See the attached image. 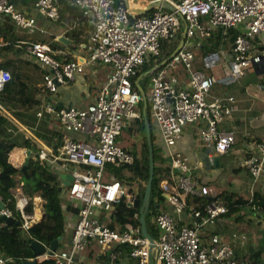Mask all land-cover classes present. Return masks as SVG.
I'll return each instance as SVG.
<instances>
[{
  "label": "built area",
  "instance_id": "built-area-1",
  "mask_svg": "<svg viewBox=\"0 0 264 264\" xmlns=\"http://www.w3.org/2000/svg\"><path fill=\"white\" fill-rule=\"evenodd\" d=\"M146 1L153 4L152 8L138 15L123 0H35L30 5L32 12L14 0H0V15L7 16L27 34L38 29L37 14L57 21L61 8L67 4L77 7L91 25L85 51L75 57L57 58L49 41H24L25 52L43 71V87L48 92H56L58 85L70 81L89 65L103 63L109 68L97 94L86 106H58L44 101L36 112L37 117H54L67 131L84 132L90 137L88 140L64 138L57 152L38 141L36 157L41 163H56L64 171L71 165L68 196L77 209L68 244L52 252H47L46 245L44 258L50 260L49 264H115L119 248L126 245L129 249L125 256L132 259V264H247L236 256L234 247L221 234L211 232L204 237L205 227L228 213V206L201 181L196 166L176 144L184 127L194 124L200 140L212 152L224 154L232 148L235 131L224 130L220 124L237 108L235 98L210 97L214 79L195 66L194 50L218 30L220 44L210 53L234 64L232 77L247 67L259 68L264 73V0ZM77 18L69 29L77 24ZM231 29L237 30L232 40ZM181 30H185L182 46L167 63L159 66L162 43H175ZM150 61L155 67L147 92L150 118L163 160L159 165L166 169L159 181L164 205L150 217L157 229L156 238L152 237L153 247L135 222L139 213H134V221L126 227L109 225L121 199L128 206L136 200L135 189H129L131 180L121 175L118 168L132 165L137 155L119 144V136L142 115L139 107L142 95L132 80ZM179 68L187 75L183 83L179 81ZM10 80V69L0 66V90ZM0 109L10 115L1 103ZM205 155V163L214 165L212 153ZM238 165L251 176L245 204L252 211H261L254 196L259 186L264 189V136L249 143ZM13 194L21 228L28 232L40 218L35 210H26L28 196L19 188ZM196 198L205 199L201 206ZM2 204L0 216L13 217L6 203ZM231 236L239 245H245V232H234ZM91 243L103 255L82 261L80 255ZM10 259L0 254V264Z\"/></svg>",
  "mask_w": 264,
  "mask_h": 264
},
{
  "label": "crops",
  "instance_id": "crops-1",
  "mask_svg": "<svg viewBox=\"0 0 264 264\" xmlns=\"http://www.w3.org/2000/svg\"><path fill=\"white\" fill-rule=\"evenodd\" d=\"M14 2L25 8L29 7L30 12H32L30 4L25 3L26 0H14ZM5 18L6 17L0 15V24ZM74 19L70 11L63 6L60 10V19L57 21L49 20L37 14L38 29L34 34H27L14 25L21 39L14 41L12 44H9L8 41H4L0 32V64L6 62H9L11 65L22 63L23 69L26 71H28L30 65L31 67L32 65L33 67H37V71L32 72L30 76L27 74L21 75L20 81L24 83L20 86V92L14 95L11 102L3 103L0 101L4 109L10 113V115H8L0 109V115L6 114L14 119L19 124L20 131L31 139V148L15 147L9 153V161L22 171L27 169L29 158H36L40 143L51 148L54 152H57L64 138L80 140H88L90 138L89 135L84 132L65 130L60 123L50 115L37 117L34 114L41 109L44 101L53 102L58 106H86L97 94L106 78L109 68L103 63L89 65L83 72L77 73L70 81L58 85L56 92L50 93L43 87L42 69L34 62V59L25 52L24 41L40 40L49 41L56 52V57L59 59L83 54L91 25L88 23L87 19L77 18V24L69 29ZM60 34L62 35L58 38L57 36ZM61 38H63V40H61ZM5 45H10V48L7 49ZM198 49L201 52L195 55V66L202 69L207 75L212 76L214 79V84L210 89V97L232 95L235 98L237 108L233 110L229 118H225L220 124L221 128L224 130L234 129L235 143L227 153L217 155L204 146L198 136L196 125L188 124L184 127L182 137L176 144L177 149L189 158L191 164L196 166V173L201 178V181L215 193L218 195L221 193H232L235 197L246 200V197H249L248 191L251 186V176L246 169L238 165V161L244 156L252 140L264 136V84L263 76H260L263 71L259 68L247 67L238 76L230 77L225 73V68H223L226 66H223L218 59L215 58L213 62L202 57L203 54L210 53V51L201 50V48ZM28 63H30L29 66ZM254 73L257 77L253 80L250 76ZM178 75L181 83L186 81L187 75L183 69L178 71ZM149 85L150 81H148V89ZM11 111L22 112V116L26 122L21 123L11 114ZM23 126L29 129L33 136L26 132ZM124 130H126L127 135H130L129 131H127V127H125L123 131ZM35 133H38V136ZM38 141L40 143H38ZM134 146L135 144L132 146L125 145L123 147L131 149V147ZM207 152H211L214 159L215 157L218 158L217 163L215 162L214 165L205 163V154ZM24 165L25 167L23 168ZM44 165H47L51 171H56L59 174V183L63 186L60 200L64 208L66 224L65 231L61 236L62 240L59 241L57 246V248H62L69 242L72 225L76 218V212L72 211V209L75 208L74 202L68 196V185L63 184V177H61L63 174L69 173L71 165L66 171L60 170L56 163ZM14 178L18 180V183L12 190L15 191L16 188H19L23 193L21 188L23 183L21 175L16 173ZM62 192H64L65 195H63ZM255 193L264 197V189L260 186ZM32 201L33 210H35L37 216L41 218L44 200L40 196H34ZM1 203L0 200V207ZM189 203L192 205V202ZM162 205H164L163 201L161 202V207H163ZM234 213L236 214L233 220L230 218L231 213H226L211 225L205 227L204 237H207L211 232L221 234L234 247L236 256L242 259L244 256L261 250L264 246V213L261 211H252L245 203ZM241 231L245 232L247 235L246 243L242 246L231 236L232 233ZM263 251L264 250H262V252ZM102 255L103 253L98 246L95 243H91L80 255V259L85 261L101 257ZM43 259H45L44 255H41L36 258V262ZM132 263V259L126 256L118 257L115 261V264Z\"/></svg>",
  "mask_w": 264,
  "mask_h": 264
},
{
  "label": "trees",
  "instance_id": "trees-1",
  "mask_svg": "<svg viewBox=\"0 0 264 264\" xmlns=\"http://www.w3.org/2000/svg\"><path fill=\"white\" fill-rule=\"evenodd\" d=\"M35 0H26L25 3L32 4ZM72 14L74 18H82L78 8L71 5H65ZM0 32L3 36L4 41H8L12 44L14 41L21 39L16 32L13 22H11L8 17L3 20L0 24ZM237 33L236 29H231L229 32V39L232 40ZM179 38V35H178ZM178 40V39H177ZM177 42V41H176ZM220 44V37L218 30H215L210 37L205 38L200 43L201 50L214 51ZM172 44L164 42L161 45V54L159 61H162L167 57L174 48L170 46ZM8 49L10 45H5ZM171 47V48H170ZM30 63H28L29 66ZM0 66H6L10 68L11 80L5 84L2 90H0V101L11 102L16 93L20 92V86L24 83L20 81V77L23 74H30L37 71V67H28V71L23 69V64L19 63L16 65H11L9 62L1 63ZM153 66V62L145 63L137 75L133 78V86L137 87L136 80L139 78V85L143 88L146 93V87L143 83V77L150 76V69ZM146 73V74H145ZM148 85V82L146 81ZM138 88V87H137ZM140 110L142 109V101L140 102ZM1 111V110H0ZM11 114L17 118L21 123H25V119L22 116V112L11 111ZM142 114V112H141ZM36 115V113L34 114ZM147 118L150 122V132L153 136V124L150 118L149 104L147 105ZM127 131L130 133L141 132L143 136L142 145L139 147H132L130 150L137 155L135 162L132 165H126V169L129 171V178L132 181H140L138 189L136 190L132 185L130 190L135 189L137 204L128 206L125 199H121L119 203L116 204L114 218L109 225L113 227L115 224L119 225L121 228L126 227L132 221H134V213H139V206L142 203L145 185L149 175L148 168V145L145 137L144 129V119L143 116L139 119L134 120V125L127 127ZM38 136V133H35ZM154 146V177L152 181L151 194H150V204L148 212L145 216L146 228L149 235L156 238L157 229L154 228L152 223L148 222L151 215L159 210L161 205L162 193L159 188V181L164 175L166 169L160 166L162 157L157 150L155 144ZM15 147H28L31 148V139L26 137L22 131H20L19 124L9 117L8 115H0V198L2 203L11 209L13 217H3L0 216V253L9 256L11 259L7 261L6 264H23L25 259L33 258L34 254L29 247V239L38 240L46 245H49L53 240L61 237L65 231V214L64 208L60 200V194L63 186L59 183V174L56 171H51L47 165L38 160L29 158L28 167L25 171L17 168L9 161V153ZM19 173L22 180V191L30 198L29 204L26 207L28 212L33 211V201L34 196H40L43 200V213L41 218L32 224L25 232L21 228L19 214L14 206V194L13 188L17 185L18 180L14 178V175ZM123 181V180H122ZM20 182V181H19ZM124 182V181H123ZM131 183H128L130 185ZM220 196L225 200L228 206V213L237 212L240 206L246 202L239 197H235L234 194H224L221 193ZM200 206L204 202V198H196ZM254 200L260 205L262 213H264V197L255 194ZM192 202V199H189ZM73 212L77 209L73 208ZM137 224H140L139 218L135 219ZM129 249L128 246L123 245V248H119V257L125 256V253ZM247 264H264V255H262V249L253 252L248 256L242 257ZM49 259H43L36 262L35 264H49Z\"/></svg>",
  "mask_w": 264,
  "mask_h": 264
},
{
  "label": "water",
  "instance_id": "water-1",
  "mask_svg": "<svg viewBox=\"0 0 264 264\" xmlns=\"http://www.w3.org/2000/svg\"><path fill=\"white\" fill-rule=\"evenodd\" d=\"M125 6L132 12L138 15L146 14L148 11L152 8L153 4L147 2L146 0H123ZM158 5L166 6V3H156ZM185 38V30L182 32V36L179 39L178 44L176 47L173 49V51L165 57L160 63L159 66H162L163 64L167 63L172 56L180 49V47L183 44ZM63 40V38H61ZM155 67H152L150 69V72L154 71ZM146 74V73H145ZM137 87L139 92L142 95V116L144 119V129H145V137H146V142L148 145V168H149V175L148 179L145 185L144 189V195L142 199V203L139 206V222H140V227H141V233L142 235L146 236L150 241L151 245L150 247H153V239L147 232L146 228V221H145V216L146 213L148 212L149 204H150V194H151V187H152V181L154 177V146H153V141H152V136L150 132V122L149 119L147 118V105H148V100L146 97V93L143 90V88L138 84L139 80L136 81ZM214 161L217 163L218 158L215 157ZM25 165L23 166V168ZM22 168V169H23ZM61 177H63V184L64 185H69L70 181L72 180V175L71 173H66L63 174ZM137 204V199L135 200L134 205ZM1 206L3 204L1 203ZM62 240V237H59L55 240H53L49 245H48V251L44 243L35 240V239H29V247L33 251L34 257L35 258H29L25 259L23 261V264H35L36 263V258L44 255V253L47 252H52L53 250L57 249L59 241ZM154 264V263H151Z\"/></svg>",
  "mask_w": 264,
  "mask_h": 264
},
{
  "label": "rangeland",
  "instance_id": "rangeland-1",
  "mask_svg": "<svg viewBox=\"0 0 264 264\" xmlns=\"http://www.w3.org/2000/svg\"><path fill=\"white\" fill-rule=\"evenodd\" d=\"M184 25H183V23H182V26H181V29L183 30V27ZM182 30H181V33L179 34V38H178V40H177V42H175V43H173L172 45H170V46H172V48H175L176 47V45L178 44V42H179V39L181 38V36H182ZM18 34V33H17ZM19 35V34H18ZM19 37H20V35H19ZM171 48V47H170ZM194 52H195V55H196V53H200L201 51L199 50V49H197V48H195V50H194ZM217 56L218 55H213V54H209V53H205V55L203 54L202 55V57L204 58H206L208 61H213L215 58L217 59ZM215 61V60H214ZM213 61V62H214ZM179 70H182L181 68H179ZM264 75V73H261L260 74V76H263ZM241 77V76H240ZM253 80L254 79H256V74L254 73L253 75H251L250 76ZM143 83H144V86L146 87V97H147V100H148V103H149V96H148V94H147V91H148V86H147V84H146V81L148 82V81H150V76L148 75V76H145L144 75V77H143ZM130 125H134V121H132L131 122V124ZM153 129H154V132H153V136H154V140H153V144H155V146L157 147V150H158V145H157V143H156V134H157V132H156V129H155V126H154V124H153ZM36 132V131H35ZM130 133V132H129ZM131 136V137H130ZM142 142H143V136H142V133L141 132H135V133H130V135H127V132H126V130H124L123 132H122V134L119 136V144L121 145V146H125V145H129V146H132V145H136V147H139V146H141L142 145ZM132 148V147H131ZM158 152H159V150H158ZM118 170H119V172L121 173V175H123V176H125L126 178H129V171L126 169V167H120V168H118ZM213 171V170H212ZM205 173V172H204ZM206 175V174H205ZM205 175H204V177H205ZM106 176V173L104 174V177ZM139 183H140V181H138V180H136V181H134V182H132L130 185H132L136 190L138 189V186H139ZM63 193V195H65V193L64 192H62ZM246 199H248L247 197H246ZM235 214L236 213H231L230 214V218H231V220H233V218H234V216H235ZM148 222L149 223H151V219H149L148 218ZM212 224V223H211ZM211 224H209V225H211ZM262 250H264V246L261 248ZM262 255H264V251L262 252Z\"/></svg>",
  "mask_w": 264,
  "mask_h": 264
},
{
  "label": "bare ground",
  "instance_id": "bare-ground-1",
  "mask_svg": "<svg viewBox=\"0 0 264 264\" xmlns=\"http://www.w3.org/2000/svg\"><path fill=\"white\" fill-rule=\"evenodd\" d=\"M209 54L216 55L215 53H209ZM217 59H218V61H220L222 63L223 66H226V67H223V68H225V73L227 75H229L230 77H232L231 73H233V70H234V67H235L234 64L233 63H229V62L228 63L224 62L219 56H217Z\"/></svg>",
  "mask_w": 264,
  "mask_h": 264
}]
</instances>
